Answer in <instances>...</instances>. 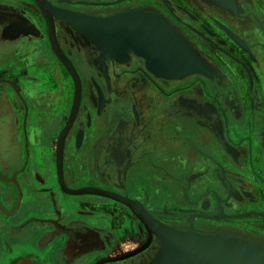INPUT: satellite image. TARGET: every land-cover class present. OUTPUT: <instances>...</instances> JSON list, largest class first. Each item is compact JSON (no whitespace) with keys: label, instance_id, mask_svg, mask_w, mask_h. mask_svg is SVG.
Segmentation results:
<instances>
[{"label":"flooded vegetation","instance_id":"af4514ba","mask_svg":"<svg viewBox=\"0 0 264 264\" xmlns=\"http://www.w3.org/2000/svg\"><path fill=\"white\" fill-rule=\"evenodd\" d=\"M28 1L37 11L0 1V264H149L161 237L124 202L73 192L84 187L138 202L160 226L264 245V0H49L100 18L156 14L209 71L162 77L56 19L81 80L61 148L67 188L58 155L75 81Z\"/></svg>","mask_w":264,"mask_h":264},{"label":"bare ground","instance_id":"6f19581e","mask_svg":"<svg viewBox=\"0 0 264 264\" xmlns=\"http://www.w3.org/2000/svg\"><path fill=\"white\" fill-rule=\"evenodd\" d=\"M35 1L39 4L38 0ZM39 6L46 17L43 8L40 4ZM69 11L71 10L64 11L65 13L63 12L64 14L61 16H54V24L55 20L59 18L66 21L68 24L83 31L95 42L105 45L112 57L116 54V56L123 55L121 57L124 58L126 56L124 55L126 49L129 48L137 52L139 55H147L150 67L156 72L161 69L162 61L164 62V60L167 59L172 60V62H170L173 64L175 63L176 67L186 65V68L190 69V64H193L194 69L208 72L207 66H205V63L198 54L183 43L180 35L165 19L156 14L123 13L111 16L109 19H103L102 17H95L81 12L73 13L75 11ZM152 38H159L161 43L160 47L162 46L163 49L161 53H158L156 50V47L158 46L156 44L160 43ZM58 58L60 59L59 56ZM116 58L120 59V57ZM196 59H199V62H197ZM60 61L67 68L66 64L61 59ZM197 63H200L201 65L195 66ZM67 70L69 71L68 68ZM192 72L195 71H191L189 74H192ZM88 192L100 194L89 188ZM101 195L110 197L104 194ZM127 205L130 206L129 204ZM18 207L19 202L17 209ZM17 209L13 212H9V214H14ZM135 211H137L142 221L146 223L138 210L135 209ZM146 217L150 223L154 224L153 228L155 230L153 231L164 233L169 241V246L165 250L160 264H225L227 261H234L240 257H243L244 259L246 258L245 245L220 242L214 243V241L206 239H195L191 235L192 232L186 233L181 230L180 232L176 231V233H173L169 231L167 227L157 225V223L151 220L147 215ZM105 261H107V259H105Z\"/></svg>","mask_w":264,"mask_h":264},{"label":"water","instance_id":"95a60500","mask_svg":"<svg viewBox=\"0 0 264 264\" xmlns=\"http://www.w3.org/2000/svg\"><path fill=\"white\" fill-rule=\"evenodd\" d=\"M38 2L41 5V7L43 8V10L46 14L47 20H48L49 36H50V40L52 42V46H53L56 54L66 64L67 68L69 69L70 73L72 74V76L74 78L75 86H76L74 106L72 108L70 118H69L64 130L61 133V138H60V143H59V155H58L59 177H60V182L62 184V187L67 188V186L64 183V179H63V165H62V158H61V148H62V144H63V139L65 138L68 130L70 129L72 123L74 122V118H75L76 113H77V109L79 106V100H80V96H81V80H80V77L78 75V72H77L75 66L73 65L71 60L64 54V52L60 48L59 43H58L57 38H56L54 16H56V17H58V15L61 16L62 14L65 13L64 11H67V10L56 7L49 0H38ZM58 10H60V11H58ZM69 12H71V11H69ZM73 13H77V12H73ZM134 13H144V12H134ZM109 18H111V17H105L103 19H109ZM180 37L182 38L183 43L185 45H187L188 48H190L192 50V48L190 47L188 42L182 36H180ZM152 39L157 40V42L160 43L159 38H152ZM156 45H158L156 47L157 52L161 53L163 51L162 46L160 47L161 43L156 44ZM142 56H144L147 59V63L149 65L150 62H149L148 56L144 55V54ZM170 61L172 62V60H170V59L164 60V62L162 61V64L160 67L161 69L157 70V73L161 74L162 76H165V77H176L177 78V77H182L185 75H190L189 72H191V71H195L192 73L202 71L199 69H194L193 64H190V69H187L186 65L176 67L175 63L173 64ZM196 61L199 62V59H196ZM200 65H201L200 63H197L195 66H200ZM149 67H150V65H149ZM150 69H152V68L150 67ZM153 71H155V70H153ZM87 188L91 189L94 192H98L100 194H104V195L116 198L118 200H121L122 202H125L126 204H129L130 206H132L131 209L139 216V214L137 213V211H135V209L138 210V212L144 218V221L146 222L147 227L152 231L155 230L153 228L154 224L150 223L148 218L145 215L144 207H142L138 202L131 200L127 197L120 196L116 193H113V192H110V191H107V190H104L101 188H97V187H84L81 189L73 190V192H79V191L87 189ZM133 208H135V209H133ZM167 229L173 233H176V231L180 232V229L170 227V226H167ZM155 232L160 234V235L159 234L158 235L161 237V247H160L159 251L157 252L156 256L152 259V261L149 264H160L161 258L164 255L165 250L169 246V241H168L167 236L164 233H161L159 231H155ZM182 232H186V233L192 232L191 235L195 239H202V240L206 239V240L214 241V243L220 242V243H230V244H235V245L239 244V245H245L246 246V258L245 259L243 257H240L239 259L234 260V261H227V262H225V264H264V245L263 244L255 243L252 241H247L245 239H241V238L230 236V235L201 233V232L196 231L195 229L186 230V231H182ZM139 249L140 248L136 249L135 251H137ZM130 253H132V252H130ZM124 255H127V254H123L122 256H124ZM122 256H118L116 258H120ZM116 258L110 257V258H107V260H112V259H116ZM97 264H100V263L98 262Z\"/></svg>","mask_w":264,"mask_h":264},{"label":"crops","instance_id":"0c3cea01","mask_svg":"<svg viewBox=\"0 0 264 264\" xmlns=\"http://www.w3.org/2000/svg\"><path fill=\"white\" fill-rule=\"evenodd\" d=\"M106 49H107V47H105ZM108 50V49H107ZM137 53V52H136ZM124 55H126V53L124 54ZM121 56H123V55H119V56H116V54H115V56H113V57H121ZM199 56V55H198ZM200 57V56H199ZM125 58V57H124ZM9 58H8V56H7V53H4L3 54V52L2 51H0V67L3 65V64H5L6 63V61L8 60ZM147 60V59H146ZM205 63V62H204ZM147 66H148V68L150 69V67H149V65H148V63H147ZM205 66H207V70H208V65L207 64H205ZM153 69V68H152ZM152 69H150V70H152ZM154 70V69H153ZM152 70V71H153ZM209 72V71H208ZM154 73L155 74H158L157 72H155L154 71ZM158 75H160V76H162L161 74H158ZM50 77L51 75L50 74H45L44 73V80H45V88H47V89H56L55 88V85H54V81L53 80H48L47 81V79H46V77ZM187 75H185V76H182V77H177V78H184V77H186ZM162 77H165V76H162ZM51 78V77H50ZM168 78H176V77H168ZM97 167V164L95 163H92V162H90L89 164H88V168H90V170H92V169H94V168H96ZM98 168V167H97ZM111 210H115V209H111ZM91 243L93 244L94 243V240L92 239V241H91Z\"/></svg>","mask_w":264,"mask_h":264},{"label":"rangeland","instance_id":"374dc122","mask_svg":"<svg viewBox=\"0 0 264 264\" xmlns=\"http://www.w3.org/2000/svg\"><path fill=\"white\" fill-rule=\"evenodd\" d=\"M0 1H3V2H5V3H10L9 5H10V7H13V8H16V10L18 9V10H24L23 12H27V10H28V12H33V11H37V9L35 8V6L33 5V3L32 2H30V1H28V0H0ZM34 13V12H33ZM58 57V56H57ZM26 60H28V59H26ZM27 63H29V61L27 62ZM57 65L58 66H60V64L59 63H57ZM62 72V71H61ZM245 175H243V176H241V178L242 179H240V181L241 182H246V177H244ZM240 215H244V213L243 214H240ZM167 225V224H166ZM167 226H170V225H167ZM170 227H173V226H170ZM174 228H176V227H174ZM178 229V228H177ZM181 230V229H180ZM191 230V229H190ZM181 231H186V230H181ZM197 231V230H196ZM223 235H227V234H223ZM230 236H232V235H230ZM234 237H236V236H234ZM238 238H240V237H238ZM241 239H243V238H241ZM248 241V240H247Z\"/></svg>","mask_w":264,"mask_h":264}]
</instances>
